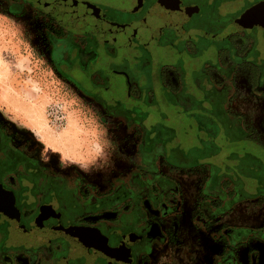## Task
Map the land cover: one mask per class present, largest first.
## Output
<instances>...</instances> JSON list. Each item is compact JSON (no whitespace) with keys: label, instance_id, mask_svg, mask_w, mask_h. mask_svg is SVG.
Returning a JSON list of instances; mask_svg holds the SVG:
<instances>
[{"label":"flooded vegetation","instance_id":"af4514ba","mask_svg":"<svg viewBox=\"0 0 264 264\" xmlns=\"http://www.w3.org/2000/svg\"><path fill=\"white\" fill-rule=\"evenodd\" d=\"M237 1L7 0L33 6L55 26L63 56H72L63 61L66 74L111 114L151 126L141 124L144 167L100 189L86 176L44 167L0 125V264H162L160 249L179 239L183 217L226 240L216 264H242L240 246L264 244V219L212 229L238 202L264 203V149L256 148L264 138L234 106L240 90L245 99L264 96V28L243 18L264 0L240 12ZM187 121L198 122V164L169 155ZM190 169L203 176L191 210L172 176ZM248 264H260L259 248Z\"/></svg>","mask_w":264,"mask_h":264},{"label":"rangeland","instance_id":"374dc122","mask_svg":"<svg viewBox=\"0 0 264 264\" xmlns=\"http://www.w3.org/2000/svg\"><path fill=\"white\" fill-rule=\"evenodd\" d=\"M249 2L238 0L237 12ZM43 19L33 6L12 8L7 0H0V125L12 144L55 174H80L96 182L100 189H107L114 178H126L143 166L141 124L151 125L146 118L136 122L135 115L128 119L111 114L110 106L105 108L92 89L86 90L70 78L63 61H71L72 56H63L55 26ZM159 79L154 77L153 81L160 84ZM239 92L235 108L245 113L255 136L264 138V96L252 94L245 99L242 90ZM157 121L153 119L152 124ZM187 123L189 127L184 132V123L178 125L169 155L186 164H198V135L192 130L198 122ZM147 129L150 135L146 140L151 141L154 132ZM160 167L168 174L173 170L164 160ZM198 170L184 172L195 175ZM251 207L262 210L264 203L240 202L235 210L246 212ZM179 239L185 238L181 235ZM179 239L160 249L158 259L162 264H182L188 253L176 246Z\"/></svg>","mask_w":264,"mask_h":264},{"label":"crops","instance_id":"0c3cea01","mask_svg":"<svg viewBox=\"0 0 264 264\" xmlns=\"http://www.w3.org/2000/svg\"><path fill=\"white\" fill-rule=\"evenodd\" d=\"M246 12V11H245ZM255 130V129H254ZM197 170V169H195ZM184 171H174L172 176L174 179L183 184L186 193V207L191 210L194 206L193 193H196V184L202 180L199 170L193 173H183ZM197 174V175H196ZM249 202V201H244ZM240 202H238L239 204ZM236 204L232 211L220 217L218 221L212 224V229H219L229 225H248L258 224L264 219V209L258 211L252 210V207L244 211L236 212ZM179 236L184 237V241H177L176 246L183 247L184 254L188 253L183 259L182 264H216L222 254L225 252L226 240L220 237H212L209 232L198 231L190 222L189 218H184L181 223ZM214 234V233H212ZM181 242V243H180ZM253 248L260 249V264H264V244L259 240H254L252 243L242 245L238 248L239 261L242 264H248L249 252ZM171 252V251H170ZM169 253V252H168ZM173 253V252H172Z\"/></svg>","mask_w":264,"mask_h":264},{"label":"water","instance_id":"95a60500","mask_svg":"<svg viewBox=\"0 0 264 264\" xmlns=\"http://www.w3.org/2000/svg\"><path fill=\"white\" fill-rule=\"evenodd\" d=\"M246 16H250L259 27L264 28V1L247 9L243 18Z\"/></svg>","mask_w":264,"mask_h":264}]
</instances>
